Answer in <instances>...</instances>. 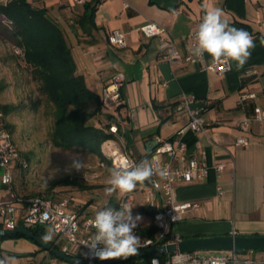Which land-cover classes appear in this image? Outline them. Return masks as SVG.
Returning <instances> with one entry per match:
<instances>
[{"label": "crops", "instance_id": "crops-1", "mask_svg": "<svg viewBox=\"0 0 264 264\" xmlns=\"http://www.w3.org/2000/svg\"><path fill=\"white\" fill-rule=\"evenodd\" d=\"M29 3L46 10L60 27L75 63V74L83 78L91 92L100 97L113 75L124 76L120 105L103 108L91 120V125L98 129L117 127L115 141L107 142H112L113 149L120 153L144 160L153 154L155 138L174 144L176 132L186 124V115L175 112L182 94L194 95L195 108L209 102L202 117L210 126L204 133L188 132L183 137L188 158L206 165L208 175L201 180L174 182L175 201L197 207L172 225L169 237L183 240L225 235L264 236V125L253 123L246 131L235 125L237 120L250 116L254 107L264 109V45L260 43L264 37V0H84L83 4L73 0H29ZM206 7L222 8L230 26L254 37L256 47L243 68L237 70L232 62L228 72L217 76L183 61L192 52L196 42L192 33L196 32ZM147 22L163 26L173 40L179 58L172 64L161 60L158 38H146L139 32L140 26ZM113 31L124 34L125 47L108 43ZM3 42L0 38V68H7L19 57L12 52L7 54ZM211 61L205 53L203 63ZM251 70L257 73H247ZM10 87L9 81L0 78V111L6 128L10 113L5 114L2 106L15 105L3 101L8 98ZM18 88L19 83L13 84L15 97ZM248 93H254L255 98L240 103L239 96ZM239 137L248 144L236 146ZM160 159L163 162L164 157ZM219 163L226 167L217 173L214 166ZM181 167L179 162L173 163V168ZM11 171L13 186L9 189L2 182L0 168V204L14 205L19 218L22 205L13 201L12 193L23 199L35 194L27 185V170L11 164ZM129 193L133 194L132 210H137L143 202L142 194L137 188ZM121 198H109L104 206L111 201L116 207ZM156 199L162 203L158 194ZM70 209L81 220L97 211L83 208L75 199L71 200ZM140 211L145 218L139 230L154 227L147 208ZM0 227L4 230L1 223ZM38 228L44 237L48 228ZM145 238L149 237H141ZM41 239L61 253L63 242L57 241L54 234L50 240ZM32 241L0 237V258L14 257L15 264H68ZM71 251L75 255L68 257L86 261L82 250L71 247ZM244 255L264 259V251Z\"/></svg>", "mask_w": 264, "mask_h": 264}, {"label": "built area", "instance_id": "built-area-1", "mask_svg": "<svg viewBox=\"0 0 264 264\" xmlns=\"http://www.w3.org/2000/svg\"><path fill=\"white\" fill-rule=\"evenodd\" d=\"M76 4H83L84 0H73ZM139 32L146 38H158L159 51L161 60L172 64L179 58L173 40L163 26L155 23L147 22L139 28ZM195 33L192 37L195 38ZM107 41L110 45L125 47L124 34L119 31H113L109 34ZM196 42L193 44L195 47ZM15 54H20L18 48H13ZM185 63L199 65L203 71H209L217 76H221L229 71V66L223 62L203 63L202 58H196L192 52L183 57ZM247 73L256 74V70L247 71ZM125 83V78L122 74L113 75L109 83L103 87L100 94L102 103L109 107L111 105L119 106L121 103L120 90ZM254 93L242 94L239 96L240 103L247 100H253ZM196 98L191 94H182L180 103L175 107L176 113H184L186 115V124L176 132V141L174 144L163 142L160 138H155V148L153 154L148 159L154 167L167 172L166 178H161L158 174L148 180V185L137 187L138 192L142 194L143 202L138 206L137 210H132L133 215L139 214L142 220L139 222L135 233L138 235V230L142 225L145 214L140 211V208L146 207L151 212L152 223L156 229L154 239L145 238V245L140 249L159 247L164 244L178 243V237H169V231L172 225L181 221L186 212L196 208L197 204L186 202H176L173 195V184L176 181L191 182L201 180L208 175V167L201 162L189 159L187 155V146L183 141V137L188 132L197 134L204 133L210 123L202 117V113L207 109L209 102L206 101L201 107L195 108ZM253 123L264 125V109L254 107L252 114L248 117L239 119L235 122L238 129L246 131ZM108 132L113 135L117 134V127L110 125ZM104 144V143H103ZM247 140L239 137L235 140L236 146H246ZM112 163L114 167L119 168L121 162L127 160L130 164H138L142 160H134L131 157L120 153L117 150L111 152ZM115 155V156H114ZM164 160L161 162L160 157ZM179 162L181 168H173V163ZM11 164L18 166L21 170H27L29 167L28 161L21 157L19 149L13 143L10 132L6 128L4 115L0 111V168L3 169V176L9 175L10 183H4L9 189L13 186V175ZM226 167L225 164L219 163L214 166V170L219 173ZM159 195L162 203L158 202L156 195ZM222 195V191H219ZM13 201L22 205L20 208V217H16V208L9 202L0 204V223L4 230L14 231L16 229H24L31 231L38 227H46L54 229V236L59 242H63L61 253L68 256L71 247H77L82 250L84 260L86 261H106L100 260L90 251L88 247L81 242L87 241L89 236L95 232L89 221L93 220L97 210L92 216L80 219V216L70 209L71 197L64 194L52 195H34L25 199L19 198L12 193ZM133 203V194L129 193L123 196L116 207L113 209L122 208L124 205L131 207ZM102 208L100 210H103ZM159 244V245H158ZM161 244V245H160ZM248 251L246 254H251ZM166 258L153 256L147 264H153L157 261L158 264H214L215 261H222V264H264V259H256L251 255H244L238 252H192L187 254L167 255ZM109 260V259H108ZM74 264V263H68Z\"/></svg>", "mask_w": 264, "mask_h": 264}, {"label": "trees", "instance_id": "trees-1", "mask_svg": "<svg viewBox=\"0 0 264 264\" xmlns=\"http://www.w3.org/2000/svg\"><path fill=\"white\" fill-rule=\"evenodd\" d=\"M0 19L6 23L3 31L12 48L21 51L18 56L28 69L31 81L36 84L38 94L43 97L48 108L46 114L51 118L48 133L51 147L69 153L91 154L101 162L108 163L100 146L107 141H115V136L108 132V128L103 130L91 125V120L106 106L99 96L86 87L83 78L75 74V63L60 27L47 15L46 10L33 7L29 0H7L0 3ZM15 108L16 106H2L5 114ZM148 184L147 180L143 184L138 183L137 187ZM114 206L109 201L105 207ZM146 213L151 214L150 211ZM31 232L43 238L41 228H35ZM155 234L156 229L153 226L139 230L141 237L154 239ZM7 237L29 239L19 234ZM246 253L248 251L242 254ZM69 254L74 256L75 252L71 251ZM151 257V254H147L145 259L138 258L129 263L147 264ZM166 257L168 256H160L161 259Z\"/></svg>", "mask_w": 264, "mask_h": 264}, {"label": "rangeland", "instance_id": "rangeland-1", "mask_svg": "<svg viewBox=\"0 0 264 264\" xmlns=\"http://www.w3.org/2000/svg\"><path fill=\"white\" fill-rule=\"evenodd\" d=\"M6 1L0 0V3ZM5 25L0 19V38L4 40L7 54L12 52L18 56L10 47L9 39L3 31ZM0 78L9 81L11 85L6 93L8 98L3 101L15 104L16 108L10 112L7 130L21 157L29 163L26 171L27 185L35 195L64 194L75 199L85 209L91 207L93 210H100L106 208L104 204L107 199L127 194L117 191L108 195L105 192L108 170L116 168L111 158V152L115 150L112 142L100 146L101 153L108 163L101 162L91 154L69 153L52 148L48 140L51 126V118L46 114L48 108L43 97L38 94L37 86L31 81L22 60L14 59L11 67L0 68ZM17 83L19 88L15 97L12 87ZM74 159L83 163V168L79 171L70 167ZM160 256L162 255H157L159 258ZM143 259L145 258H140Z\"/></svg>", "mask_w": 264, "mask_h": 264}, {"label": "clouds", "instance_id": "clouds-1", "mask_svg": "<svg viewBox=\"0 0 264 264\" xmlns=\"http://www.w3.org/2000/svg\"><path fill=\"white\" fill-rule=\"evenodd\" d=\"M196 45L192 49V55L202 58L206 53L212 61L223 62L231 69L232 62H235L236 69L244 67L251 57L252 50L256 44L254 37L247 31L230 26V21L222 8H205L204 15L195 33ZM264 45V37L260 40ZM71 168L79 171L83 163L74 159ZM109 176L105 181L107 185L105 192L111 195L119 191L120 194L133 191L137 184H143L150 180L153 175L158 174L161 178L167 177V172L154 167L148 160L144 159L138 164H130L127 160L121 162L119 168L109 169ZM4 183H10V176L5 174L2 177ZM132 208L124 205L122 208H105L97 211L93 220L89 221L95 232L87 241L81 242L88 247L100 260L119 259L128 260L139 254L141 247L145 245L141 237L135 233L142 217L133 215ZM54 229L49 228L43 237L50 240ZM0 264H15V258L4 255L0 258ZM153 264H158L153 261ZM214 264H222V261H215Z\"/></svg>", "mask_w": 264, "mask_h": 264}, {"label": "water", "instance_id": "water-1", "mask_svg": "<svg viewBox=\"0 0 264 264\" xmlns=\"http://www.w3.org/2000/svg\"><path fill=\"white\" fill-rule=\"evenodd\" d=\"M19 234L33 240L45 251L51 252L55 257L63 260L67 263L74 264H122L135 260L138 258H144L147 254L152 256L157 255H175L187 254L192 252H238L243 253L247 251H264V236H214V237H198L180 240L178 243L164 244L159 247H151L146 251H139L136 256L130 257L128 260L121 261L119 259H109L106 261H81L70 258L59 251L55 250L51 245L45 242L38 236H35L32 232L24 229H16L14 231L0 230V237H7L11 235Z\"/></svg>", "mask_w": 264, "mask_h": 264}, {"label": "bare ground", "instance_id": "bare-ground-1", "mask_svg": "<svg viewBox=\"0 0 264 264\" xmlns=\"http://www.w3.org/2000/svg\"><path fill=\"white\" fill-rule=\"evenodd\" d=\"M115 156V155H114Z\"/></svg>", "mask_w": 264, "mask_h": 264}]
</instances>
